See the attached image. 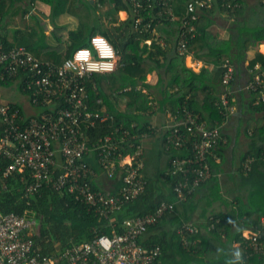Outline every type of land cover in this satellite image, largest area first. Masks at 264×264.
<instances>
[{
	"label": "trees",
	"instance_id": "obj_1",
	"mask_svg": "<svg viewBox=\"0 0 264 264\" xmlns=\"http://www.w3.org/2000/svg\"><path fill=\"white\" fill-rule=\"evenodd\" d=\"M48 1L54 16L65 11V8L60 6L66 5L67 1ZM105 1L113 3L111 10L114 12L129 10L124 0H100V2ZM224 2V5L214 4L210 8L199 9L198 18L194 22V37L190 38L187 44L189 53L206 64H213L212 70L202 66L199 71L194 72L184 65L186 55L176 52L174 44L185 9L184 0H175L173 5L177 19L174 21L154 19L148 32L134 30L130 14L127 20L100 30V34L112 44L118 55L117 66L112 72L92 75L95 89L88 84V109L111 116L105 122L97 124L94 130H88L90 142L109 132L113 125H122L129 129L130 133L141 134L148 132V126L152 124L145 113L154 107L148 103L149 92H143L141 88H151L146 82L147 74L153 69L161 71L154 85L161 98L156 104V109H167L171 115H177V119L181 118L184 112L182 109H185L195 115L197 121L205 122L208 127L221 126V138L213 149L218 160L209 154L205 156V164L210 176L193 186L191 182L195 175L191 171L197 167L196 164H189L186 173L173 172L170 169L172 157L174 155L185 157L189 154V150L186 147L166 150L160 145L158 152L164 157V164H156L159 166H155L156 169L151 174L144 171L143 178L146 179V183L143 190L134 199L125 202L111 219H105L96 215L84 202L75 199L66 188L55 190L50 184L42 182L36 192L32 194L27 192L28 185L33 181L30 172L28 170L14 172L8 178L7 190L0 193V211L29 216L36 220L32 237L42 254L61 250L71 243L90 241L95 235L110 236L113 233H121L126 218L153 213L163 202L172 204L173 209L167 210L158 217L155 224L149 226L147 232L167 222L171 226L170 233L151 235L149 239H144L142 236L139 239L144 246H160V254L154 264H264V233L261 238L262 253L253 252L242 236L244 230H254L260 218L264 216V100L261 98L264 88L238 93L246 94L245 106L240 108L241 112L239 111L235 116L237 133L241 132L245 138L244 147L239 152L237 144H232L235 149L233 147L229 149L231 137L227 135L225 128L233 115L229 114L219 102L224 59L228 58L237 69L243 62L246 51L252 48L255 52L250 56L246 66L249 78L258 71L254 69L255 64H259L260 70L264 69V54L256 50L259 44L264 43V22L251 23L249 16H243V12L249 9L244 0H224ZM262 4H264L262 0H257V6ZM255 7L253 5L251 11H254ZM88 11L90 15V10ZM216 15L229 21L230 27L233 28L227 43L217 47L212 46L208 40L210 34L208 28ZM79 17L82 23V15ZM169 26H174L177 31L175 35L164 34L165 42L167 40L168 44L174 39L173 54L168 57L166 56L168 47H162L156 42L151 29ZM94 33L93 31L87 34L83 25L81 38L75 39L72 36V42L62 58H53L52 55H44L43 58H53L56 62H61L62 59L70 56L74 49L88 46L89 38ZM147 39H151L150 44L145 43ZM28 49L34 55L41 57L40 50L36 52L30 47ZM160 55H163L165 60L160 61ZM12 81L6 78L0 80V85H9ZM16 86L19 91L28 95V90L22 82H17ZM118 96L125 97L123 109L116 108ZM97 99H100V102H96ZM229 102L232 104L234 101L230 99ZM15 105L23 114L21 105L18 103ZM133 122L135 126L131 128ZM138 142L139 140L135 139V143ZM226 148L227 153L236 158L235 163H238L234 174L229 173L231 178L236 176L238 189V193H234L231 201L224 200L220 191L222 185L217 176V172L222 170L223 163L228 157L225 154ZM132 150L123 144L116 152L124 155ZM97 152L85 154L81 159L95 171L94 175L86 174L87 176L82 178L88 181L92 188L102 186L97 179L101 169L97 163ZM248 158L251 159L250 165L249 168H245L244 163ZM8 162L7 158L0 155V171ZM60 172H62L61 167L55 170L52 168L51 174L56 177ZM113 179L109 193H114L124 184L118 171ZM185 180H187L186 185H184ZM175 184L182 186L183 199L178 200L173 189ZM214 201L223 203L224 209L212 210L211 204ZM200 208L202 210L199 219L202 221L198 222L192 215ZM189 223L196 227V231L189 233L182 230ZM201 228L205 229V233L201 232ZM183 235L185 243L182 241ZM237 251L240 253L239 260H236L234 255Z\"/></svg>",
	"mask_w": 264,
	"mask_h": 264
},
{
	"label": "built area",
	"instance_id": "obj_2",
	"mask_svg": "<svg viewBox=\"0 0 264 264\" xmlns=\"http://www.w3.org/2000/svg\"><path fill=\"white\" fill-rule=\"evenodd\" d=\"M174 1L126 0L134 30L148 32L154 19L176 20ZM224 3V0H184L185 14L174 44L178 54L189 53L187 44L194 37V22L199 9ZM151 31L154 33V28ZM117 60L112 44L100 34L91 35L88 46L74 49L61 63L42 60L22 45L7 46L0 42V80L7 78L12 79V83L22 82L28 90V104L37 107L35 112L23 110L22 114L16 102L0 99V155L9 160L0 171V193L7 190L10 175L28 170L33 181L27 192H36L42 182L55 190L66 188L96 215L111 219L125 202L134 199L144 188V140L151 135L158 136L160 145L166 150L183 147L189 150L185 157H172L171 171L186 173L189 164H196L197 167L191 171L195 175L191 182L193 186L210 176L205 156L209 154L218 160L213 149L221 138V126L208 127L185 109H182L181 118L171 115L170 122L152 123L148 132L133 134L122 125H113L109 132L90 142L88 130H94L97 124L111 116L88 109V84L95 89L92 75L114 71ZM222 67L219 102L230 114L229 101L234 94L264 88V69L260 70L259 64H255L254 69L258 71L235 88L234 63L226 58ZM261 98L264 100L263 91ZM134 126L133 122L131 128ZM135 139L139 140L137 144ZM123 144L133 150L124 155L117 153ZM93 151H98L99 175L110 182L109 187L102 184L92 188L88 181L82 180L86 174H95L81 160L83 155ZM250 161V158L245 161V168H249ZM59 167L62 172L53 177L52 168ZM116 171L124 184L114 193H109ZM181 187L176 184L173 187L178 200L183 199ZM170 209H173L172 204L162 202L153 213L126 218L121 233L95 235L90 241L71 243L50 254H42L33 240L36 226L33 217L0 211V264H154L160 254V246H144L139 239L158 217ZM182 230L192 233L196 227L189 223ZM263 233L264 216L254 230L242 232L255 253L263 252ZM182 241L185 243L184 235Z\"/></svg>",
	"mask_w": 264,
	"mask_h": 264
},
{
	"label": "crops",
	"instance_id": "obj_3",
	"mask_svg": "<svg viewBox=\"0 0 264 264\" xmlns=\"http://www.w3.org/2000/svg\"><path fill=\"white\" fill-rule=\"evenodd\" d=\"M65 1H67V4L60 6V8H65V11L60 12L59 14L54 16L50 2L48 0H0V42L4 43L7 46L22 45L27 49L28 47H30L31 49H35L36 52H39L38 50H40L39 53L41 57L34 55V53L28 49L34 56L42 60L61 63L65 58L62 59L61 62H56L53 58H62L66 54L69 45L72 42V36L75 37V39L81 38L80 34L83 32V25H85L86 27L87 34L93 31L95 32L94 34H100V30L125 21L129 17L128 10L115 11L114 14L109 13L113 7L112 2H100V0ZM124 1L126 3V0ZM251 1L253 0H244L245 5L247 6V8L249 7V9L243 12V16H249L251 23L264 22V4H262L261 6H256L255 10L251 11L253 6V3H250ZM71 6H73L72 8H74L73 10ZM88 10H90V15L88 14ZM81 15L83 19L82 23L79 17ZM230 26L231 23L226 19L221 18L218 15L213 17V23L208 28L210 33L208 40L212 44V46L217 47L225 45V41L227 42L230 36L229 33H231V30L233 29ZM174 28V26L154 28L153 36L159 45H161L162 47H168V52H166V56L168 55V57L173 54L174 39L172 40L171 44H168L167 40L165 42V36L167 34L169 36L173 35V33L175 35L177 29ZM164 34L166 35L164 36ZM147 40L149 42L145 41V43L150 44L151 39ZM256 50L264 54V43L259 44ZM254 52L255 49L252 48L247 50L243 62L240 64V66L237 67L236 81L234 83L235 88L240 85L239 83H242L249 78L246 66L248 64L250 56H252ZM44 55H52L53 58L44 59ZM159 59L160 61H163L165 60V57L163 55H160ZM184 65L194 72L199 71L202 66L206 67L208 70L213 69L212 63L206 64L201 59L196 58L192 53H188L184 57ZM160 72L161 71L157 69H153L149 74H147L146 82L151 86V88H141L143 92H149L148 103L154 106L148 111V113H145V115L148 116L150 122L157 124L170 122L171 120V114L167 109H156V104H158L161 98L160 93L154 87V85L158 80ZM10 84L16 85L17 82ZM9 85H0V87H7ZM240 95L237 93L233 98L234 102L231 104V114L233 115V118L225 128V132L231 137L230 148H228L232 149L233 147V149H235V146H232V144H237V147H239L237 148L238 152L243 149L245 144V139H242L243 136L241 132L237 133L236 129L237 119L235 118V116L238 115L240 108H244L246 101V97H244L246 96V94ZM0 99L3 100V96H0ZM116 102V108L123 109L125 97L118 96ZM16 103L20 104L22 106V109L26 113L35 112L37 108L30 106L27 102V99L24 103ZM237 136L239 137L238 139L236 138ZM157 139H159L158 136L151 135L144 140V160L146 162L145 172L147 174H151L155 171V166H159L156 164L160 163L163 165L165 161L164 157H161L160 152H158V150L160 149V142L158 144ZM155 144H157V146ZM225 154L229 158L227 157V159L224 161L222 170L217 172V176L222 185L220 191L221 193H223L224 200L231 201L234 193H238V189L236 187V176L234 175V177L231 178L229 173L234 174V170H237L236 167L238 166V163H235L236 160L233 159L230 153H227V148L225 149ZM97 179L99 182H101V184H103L104 187H109L108 185L110 184V182H108L102 175H99ZM234 188L236 190H234ZM242 192L243 191H241V193ZM204 193L203 195H205ZM205 197L206 196H204L203 199H205ZM211 205L212 210L214 211L224 209V205L220 201H214ZM201 210L202 208L193 213L192 217L193 219H195V221H202L199 219ZM170 231L171 226L169 225V223H161L153 228L151 232L150 230L146 232L143 235V238L149 239V236L155 234H169ZM201 232L205 233V229L201 228Z\"/></svg>",
	"mask_w": 264,
	"mask_h": 264
},
{
	"label": "rangeland",
	"instance_id": "obj_4",
	"mask_svg": "<svg viewBox=\"0 0 264 264\" xmlns=\"http://www.w3.org/2000/svg\"><path fill=\"white\" fill-rule=\"evenodd\" d=\"M250 3H253L254 6H257V0H253ZM109 13L114 14V10H111ZM259 13V12H258ZM225 43H227L225 41ZM15 87H13V86ZM0 96H3V100H9V101H16L19 103H24L27 99L26 95L22 92L19 91V89L17 88V86L15 84H10L9 86H1L0 87ZM241 110V109H240ZM241 112V111H240ZM242 139H245L244 137H242ZM159 139H157V143L159 144ZM157 146V144H155ZM239 148V147H237ZM237 161L236 158H233Z\"/></svg>",
	"mask_w": 264,
	"mask_h": 264
},
{
	"label": "clouds",
	"instance_id": "obj_5",
	"mask_svg": "<svg viewBox=\"0 0 264 264\" xmlns=\"http://www.w3.org/2000/svg\"><path fill=\"white\" fill-rule=\"evenodd\" d=\"M234 255H235L236 260H239V258H240V253L237 251L236 253H234Z\"/></svg>",
	"mask_w": 264,
	"mask_h": 264
}]
</instances>
